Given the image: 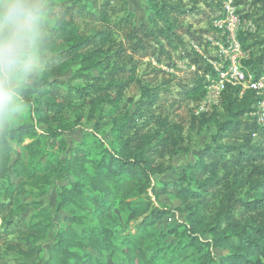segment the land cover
<instances>
[{
    "label": "trees",
    "instance_id": "obj_1",
    "mask_svg": "<svg viewBox=\"0 0 264 264\" xmlns=\"http://www.w3.org/2000/svg\"><path fill=\"white\" fill-rule=\"evenodd\" d=\"M127 1L68 0L55 5L57 13L44 14L46 50L55 56L25 92L26 110L9 128L0 125V264L32 258L106 264L114 257L120 264H168L164 240L172 234L187 238L196 264H264V126L250 115L256 96L227 85L219 107L192 115L187 133L159 103L161 92L172 93L171 83L180 89L177 108L196 103L206 76L214 79L211 66L189 47V40L201 43L210 31L183 20L203 13L211 25L223 0H146L148 18L139 25ZM249 6L238 12L256 31L241 32L239 39L248 53L243 68L257 78L264 73V0ZM174 57L193 68L189 82L174 76L163 87L142 82L144 59L176 68ZM132 85L139 88L137 98L125 96ZM89 122L92 130L70 147L66 135ZM208 125L215 128L211 143L194 152V162L174 167L173 157L190 151L193 132ZM170 171L177 179L156 186L155 179ZM56 182L53 210L23 201ZM162 195L180 206L162 205ZM62 211L68 214L45 249ZM172 213L185 214L184 222L158 230L157 221ZM218 248L228 253L216 257Z\"/></svg>",
    "mask_w": 264,
    "mask_h": 264
},
{
    "label": "rangeland",
    "instance_id": "obj_2",
    "mask_svg": "<svg viewBox=\"0 0 264 264\" xmlns=\"http://www.w3.org/2000/svg\"><path fill=\"white\" fill-rule=\"evenodd\" d=\"M67 2L68 0H43L45 5V13L47 15L49 12L55 10L54 13H57L59 10L60 2ZM235 3V0H233ZM246 1L245 4L237 5L238 9H243L244 12L246 10H250L251 7L249 6V3L252 0H244ZM224 0L222 1L223 4ZM53 5V6H51ZM51 6V7H49ZM126 7L128 11L134 13V24L139 25L142 22H146L148 18V6L146 0H128L126 3ZM203 11L205 13H211L213 11H210L207 7H202ZM217 12V11H216ZM218 14V12L216 13ZM213 15V14H212ZM213 17V16H212ZM183 20V19H181ZM78 21L82 24V20L78 18ZM184 24L191 25L192 29L196 30H206L208 29L210 32L206 33L202 37V42L199 43L196 40H189V47L194 50L202 59L206 61V58L209 57L212 53L211 50V44L210 40H214V38H217L219 33L213 28L211 19V25L210 22L206 20L203 13L194 14L192 16L185 17L183 20ZM212 26V27H211ZM256 28V26H255ZM185 38H188L186 35ZM201 52L199 53L197 51ZM59 52V51H57ZM55 56V53L47 52V59L53 58ZM176 68L169 67L168 65H157L154 59H144L142 63L140 64V67L138 69V74L142 80V82L147 83L152 86H162L163 82L167 81L169 78H172L173 76L182 79L183 82H189L190 81V72L192 71V67H188V61L186 59L184 60H178L177 58H173ZM74 70V67L71 66L68 68L66 74L62 77L64 80H68L70 75L72 74ZM158 70H161L158 71ZM207 80V76H206ZM175 83H171L172 87V93L166 94L164 92H161L160 94V100L159 103L161 105V109L163 110V114H170V118L174 120L177 124H179L183 131L187 133L188 125L191 120V116L195 114L196 106L199 101L196 103L187 101L184 104L181 105V107L177 108L176 105L173 104L174 101L179 99V96L177 93L179 92V86L174 85ZM138 86L132 85L131 88L126 91L125 96L130 97L133 96L135 98L138 97ZM203 97V96H202ZM173 104V105H172ZM220 104L213 107L209 112H211L213 109L218 108ZM208 112V113H209ZM196 116V115H195ZM43 128V127H41ZM93 128V122L86 123L83 127L77 129L76 131L66 135L67 143L70 147L76 145L78 142L82 141L83 136L86 132H90ZM215 132V128L211 125H208L207 127H204L199 130V132H193L192 138L190 140V151L186 154H180L176 155L172 159V165L174 167L180 166L182 164H187L189 162H194L196 158L194 157V152L196 150L202 149L207 144L211 143V137ZM104 137L106 140H110L111 137L108 132L105 131ZM23 157L26 159V155L23 154ZM45 159H42V162H44ZM177 179L176 174L174 171L166 172L164 175L157 177L155 179V184L158 187L162 186L163 182H173ZM61 184L60 182L53 183L47 191L39 196H28L23 199L24 202H33V201H41L43 206L50 208L53 210L55 208V203L57 199V185ZM159 201L162 205H165L170 208H175L177 206H180V202L177 199L172 198L169 195H162L159 197ZM31 214V210L28 211L23 216L25 218H28V216ZM68 213L67 212H60L59 214L54 216V226L49 231L46 239L43 241L44 248L47 249L51 244L55 241V233L59 229V221L63 219ZM185 220V214H177L172 213L170 215L165 216L161 220L157 221L156 227L158 230H166L170 226L179 224L181 222H184ZM127 229L131 230L130 227H127ZM208 237V236H206ZM151 246L150 248L154 249L156 246H158L157 242H148ZM164 244L168 245L165 252V261L168 264H196L198 256L196 254V250L194 247L186 246L187 244V238L185 236H177V235H168L166 239L164 240ZM213 253L216 257L225 255L228 253L226 249L218 248L213 250ZM121 260L120 257H114V258H107L106 264H120ZM29 264H41L40 260H37L35 258H32L28 261ZM208 264H217V263H208Z\"/></svg>",
    "mask_w": 264,
    "mask_h": 264
},
{
    "label": "clouds",
    "instance_id": "obj_3",
    "mask_svg": "<svg viewBox=\"0 0 264 264\" xmlns=\"http://www.w3.org/2000/svg\"><path fill=\"white\" fill-rule=\"evenodd\" d=\"M43 0H0V125L26 110L25 92L47 57ZM2 130V129H0Z\"/></svg>",
    "mask_w": 264,
    "mask_h": 264
},
{
    "label": "built area",
    "instance_id": "obj_4",
    "mask_svg": "<svg viewBox=\"0 0 264 264\" xmlns=\"http://www.w3.org/2000/svg\"><path fill=\"white\" fill-rule=\"evenodd\" d=\"M212 26L219 35L210 40L212 53L206 62L215 72V77L207 75L208 83L194 115L208 113L218 105L222 91L230 85L239 87L240 95L245 90L254 93L256 102L250 115L257 125L264 126V73L256 78L243 68L248 53L242 49L239 39L241 32H255V24L241 16L233 0H224L221 15L213 19Z\"/></svg>",
    "mask_w": 264,
    "mask_h": 264
}]
</instances>
